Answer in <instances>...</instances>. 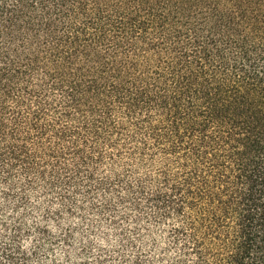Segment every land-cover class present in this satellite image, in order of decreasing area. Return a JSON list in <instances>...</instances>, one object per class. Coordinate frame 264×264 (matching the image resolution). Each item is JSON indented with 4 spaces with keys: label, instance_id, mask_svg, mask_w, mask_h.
I'll return each mask as SVG.
<instances>
[{
    "label": "trees",
    "instance_id": "trees-1",
    "mask_svg": "<svg viewBox=\"0 0 264 264\" xmlns=\"http://www.w3.org/2000/svg\"><path fill=\"white\" fill-rule=\"evenodd\" d=\"M0 173L25 208L0 264L28 262L33 192L59 225L130 204L168 264H264V0H0Z\"/></svg>",
    "mask_w": 264,
    "mask_h": 264
},
{
    "label": "rangeland",
    "instance_id": "rangeland-1",
    "mask_svg": "<svg viewBox=\"0 0 264 264\" xmlns=\"http://www.w3.org/2000/svg\"><path fill=\"white\" fill-rule=\"evenodd\" d=\"M55 197L57 196L54 195L50 197L44 195L41 192H33L29 195V205H28L29 209L27 211V215L23 219L24 228L26 231L23 232L22 236H20V238L18 239V243L21 246V241L23 239L34 237L33 239L34 247H32L29 250L23 249L28 254V262L26 264H116V260L118 259V257L108 254L104 259H101L100 256L104 255V253L107 250H101L99 254H94L92 252V248L94 247L93 243L89 241L87 245H84L82 239L78 238L76 235L77 232H80L81 236L85 234L84 224H88L89 228L91 229L93 226L98 227L101 223H109V222H110L109 227H115L113 225V222H111L109 219L106 220V218L103 216L93 215L90 212L88 205L86 206L87 208L85 209V213L64 215L62 221L60 222L61 223L60 225L59 222H56L53 219L49 220L46 219L45 217L43 218L42 211L35 208V206L39 204L44 205L49 199H52L54 204H58L57 203L58 201L55 199ZM36 201H39V203H36ZM77 202L79 205H83L84 199L78 196ZM9 208H12V204L10 202L5 204V209L0 208V214H3V216L7 217L6 219L0 218V225H2L5 229L3 233H0L1 234L0 244H3L5 241H7V237L11 233V230L13 229L12 217L15 215L7 216V209ZM37 214H39L40 218L44 221V223L41 224L47 226L48 223L55 222L58 231L53 232L47 226L51 234V237H42L38 235V233L34 228L35 224H37V222H40L37 220ZM77 217L81 220V223L78 225L72 222ZM96 217H99V219H96ZM29 220L32 221L31 224H29ZM9 221H12V223L10 224ZM147 227L148 226L146 225V230H148ZM66 230L71 231L68 239H65L63 237V234ZM125 231L126 233H124V231H118L116 233V235H119L121 237V240L119 242L120 247L115 249V251L120 252L121 256H124V253L128 250H133L138 254V252H141V250L136 247L135 243H134L135 246L133 247L130 244H128L127 241H124V238H129V240H132V237L128 235L129 229L126 228ZM135 234L137 240L143 239V236L141 234V229H140V235L137 233ZM29 251L31 252L30 255H29ZM57 251H59L63 256L62 260L60 259L59 256L56 255ZM93 255H96V259L93 261H90L89 259H84V260L78 259L81 256L91 257ZM122 264H129L128 259L125 258L122 261ZM132 264L134 263L132 262Z\"/></svg>",
    "mask_w": 264,
    "mask_h": 264
},
{
    "label": "clouds",
    "instance_id": "clouds-1",
    "mask_svg": "<svg viewBox=\"0 0 264 264\" xmlns=\"http://www.w3.org/2000/svg\"><path fill=\"white\" fill-rule=\"evenodd\" d=\"M105 175H109V173L106 171ZM7 176V173H0V177ZM26 177L21 176L17 174L13 179L9 180V184H11L13 181H20L24 182ZM27 179H31V177H28ZM135 187V186H133ZM9 185H6L2 182H0V206L4 204V197L3 192L8 191ZM121 197H128L127 191H121L120 192ZM114 202L118 205V211L119 215L115 217V219H120V216L123 215L125 212L131 213V218L125 222L124 220H120V224L122 225L121 228L117 229L115 227H109V223H101L98 227L93 226L91 229L89 228L88 224H84L85 228V234L81 236L80 232H77L76 235L78 238L82 239L83 244L87 245L89 241H91L94 245L92 248V252L94 254H99L101 250H107L104 255L100 256L101 259H104L108 254H111L115 257H118L116 260V264H122V261L127 258L129 264H132V262L136 259L137 253L133 250H128L124 253V256H121L120 252L115 251V249L120 247V240L121 237L119 235H116L118 231H123L124 228H128L129 232L128 235L132 237L134 240L136 247L141 250V252L146 253L147 257L149 259H155L156 261H162V264H168V258L164 256V250L168 247L166 242V236L164 235V229L163 228H157L153 227L151 229L146 230V223L145 221H141L139 227L141 229V234L143 236V239L137 240L136 234L132 231L135 229L138 225L134 222V218L138 215L136 211L131 210L130 204H119V202L114 198ZM36 203H39V201H36ZM59 204L53 205V208H59ZM25 211V208H20L18 211L9 208L7 209V216H20ZM0 218L6 219V216H3V214H0ZM96 219H99V217H96ZM37 220L40 221V223H44V221L40 218L39 214H37ZM74 224H80L81 220L77 217L72 221ZM11 224L12 221H9ZM32 221L29 220V224H31ZM53 232H57L58 228L56 227L55 222L48 223L47 225ZM5 231L4 227L0 225V233H3ZM33 239L34 237H29L26 239H23L21 241V247L24 250H29L33 245ZM79 250V249H77ZM31 252L29 251V255ZM51 255V254H50ZM56 255L60 257V259H63V256L59 251L56 252ZM174 252H169L168 257L174 256ZM79 260L89 259L90 261H93L96 259V255H93L91 257H84L81 256L78 258Z\"/></svg>",
    "mask_w": 264,
    "mask_h": 264
}]
</instances>
